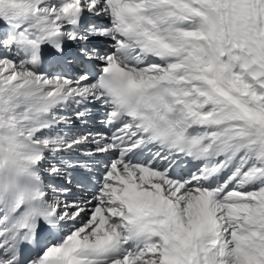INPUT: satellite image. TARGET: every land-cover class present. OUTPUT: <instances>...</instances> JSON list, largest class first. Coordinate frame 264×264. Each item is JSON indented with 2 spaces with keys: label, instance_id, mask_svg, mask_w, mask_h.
I'll return each instance as SVG.
<instances>
[{
  "label": "snow or ice",
  "instance_id": "snow-or-ice-1",
  "mask_svg": "<svg viewBox=\"0 0 264 264\" xmlns=\"http://www.w3.org/2000/svg\"><path fill=\"white\" fill-rule=\"evenodd\" d=\"M0 264H264V0H0Z\"/></svg>",
  "mask_w": 264,
  "mask_h": 264
}]
</instances>
